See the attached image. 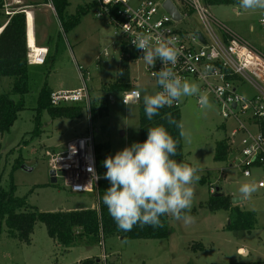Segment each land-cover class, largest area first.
<instances>
[{
	"label": "rangeland",
	"instance_id": "374dc122",
	"mask_svg": "<svg viewBox=\"0 0 264 264\" xmlns=\"http://www.w3.org/2000/svg\"><path fill=\"white\" fill-rule=\"evenodd\" d=\"M68 1V12L71 15L76 14L81 5L94 4V7L82 17L78 27L67 33L59 25L56 12L49 3L35 5L33 8L37 16L38 44L49 48V63L51 64V60L54 63L48 76L42 74L41 80L47 78L50 87L57 90L78 88L82 85L80 78L83 74L91 87V100L96 98L107 108L102 111V116L97 113V120L91 119L90 108L87 106L81 119H52L45 110L41 118V132L33 136L32 132L37 126L35 108L39 98L35 91L27 95V108L19 114L10 131L0 135V175L3 186L9 185L12 179L10 173L18 160H22L23 165L32 166L31 171L16 169L12 177L17 184V195L26 198L28 203L44 212L67 210L85 204L96 207L99 200V196L96 198L90 192L71 193L61 178L53 182L49 175V158L45 155L47 149H58L69 138H76L90 131H93L97 144H110L113 156L125 146L141 142L139 111L143 105L142 98L139 102L130 104V109L122 102L121 93L109 90L122 71L121 56L113 44V27L106 18L96 17V0ZM208 9L227 27L264 50V30L259 28V19L264 17V13L245 11L240 5L237 11L229 5H213ZM183 11L185 13L184 9ZM187 16L180 26L186 29L189 36L195 32L206 34L204 23L197 13H188ZM215 28L219 32L218 27ZM50 36L52 39L60 36L62 53L56 55L57 47H49ZM105 49H109V56L103 55ZM144 65L143 61L130 63L129 78L133 89L140 85L151 93L157 89L154 80L144 70ZM80 66H83L81 72ZM13 84L12 78H1L0 93L11 90ZM196 84L201 89L202 84ZM248 92L252 94L254 91ZM208 97L211 108L201 109L196 96L182 97L180 107L185 130L192 137L191 143L183 140L182 162L201 169V179L194 186L195 197L191 209V215L195 217L194 223L185 225L183 221L169 216L171 232L164 238L123 240L119 236H103L99 242L79 241L68 248L51 238L42 222L36 224L30 245L11 236L4 226L0 238V264H84L88 260H100L104 251L108 255L106 264H219L244 260H260L264 264V189L258 187L251 199L233 205L256 213L255 229L251 232L228 229L230 212H212L207 207L213 188L215 192L236 197L239 196L238 189L242 183L254 181L258 186V179L261 177V174H257L254 178H245L238 168L231 166V158L227 161L216 160L218 142L229 139L228 134L235 127V122L226 120L214 97ZM104 125L107 127L104 128ZM123 130L124 134L121 135ZM80 231V228L76 229L77 234H81ZM239 247H247L250 256L241 255Z\"/></svg>",
	"mask_w": 264,
	"mask_h": 264
},
{
	"label": "built area",
	"instance_id": "2783aa9c",
	"mask_svg": "<svg viewBox=\"0 0 264 264\" xmlns=\"http://www.w3.org/2000/svg\"><path fill=\"white\" fill-rule=\"evenodd\" d=\"M165 1L96 0V17L106 18L113 27V44L121 58H128L130 63L143 61V52L132 43L136 36L155 38L162 35L176 39L180 55L177 63L169 66L174 67L181 78L201 83V91L214 97L221 115L235 122V127L228 134L231 166L238 168L248 179L261 174L258 187L264 189V53L219 21L203 0H171L180 11L181 19L174 18L168 12ZM43 3L44 0H3L2 4L9 17L25 14L28 63L31 65H44L49 55L47 46L37 45L36 42L31 45L29 41L30 24L34 25L36 14L33 8ZM49 6L55 10L51 3ZM194 12L204 23L206 34L195 32L189 36L186 29L180 26L188 18L187 14ZM260 20L264 29V17ZM103 55L109 56V49H105ZM161 67L158 59L155 67L145 63L144 70L156 83L153 73ZM82 68L79 67L80 72ZM80 80L82 85L79 88L53 91L50 95L52 105L84 104L90 108L92 100L88 78L82 74ZM248 90L254 92L251 94ZM136 91L133 88L123 91L122 102L124 99L130 104L139 102L141 98L137 99L134 95ZM182 103L183 98L172 107L165 108L178 109ZM45 155L49 158V169L55 171L57 180L61 178L71 193L97 194L101 176L97 170L93 131L69 140L62 150L47 149ZM215 191L213 188L212 192ZM107 259L104 251L99 263L102 261L106 264Z\"/></svg>",
	"mask_w": 264,
	"mask_h": 264
},
{
	"label": "trees",
	"instance_id": "16d2710c",
	"mask_svg": "<svg viewBox=\"0 0 264 264\" xmlns=\"http://www.w3.org/2000/svg\"><path fill=\"white\" fill-rule=\"evenodd\" d=\"M51 3L55 8L56 17L59 25L65 33L72 31L81 23V19L93 7L94 4L86 5L79 8L78 12L71 15L68 12L70 3L68 0H44ZM208 7L213 5H237L239 0H203ZM3 0H0V29L4 28L0 35V79L12 78L13 87L7 92L0 93V135L8 133L12 126L17 122L19 114L27 108L26 97L28 94L36 91L38 93V105L35 108L37 115V126L32 134L35 136L41 132L43 123L42 115L46 110L52 119H81L84 116L83 104L64 105L61 107L53 106L50 101V95L53 89L50 87L47 78L41 80V75L45 73L46 77L51 71L54 63H49L51 56L48 55L44 65H31L28 63V45H27V26L25 14H15L9 17L5 14L2 7ZM61 34V33H60ZM54 38V37H53ZM58 38V39H57ZM55 39L49 37L48 45L51 48L57 47L56 55L62 53L63 44H60V36ZM52 39V41H51ZM52 42V43H51ZM50 54V50H49ZM121 69L123 76L110 87V92L122 93L131 90L132 85L129 80L130 61L128 58H121ZM50 64V65H49ZM33 68H37L33 70ZM39 68V69H38ZM107 106L100 104L99 100L92 98L91 101V119L97 120V113L102 116V111ZM171 113L177 121H182L180 108L168 109L163 108L160 115L153 117L149 121L144 112V105H141L139 111L141 142L146 140L148 132L147 127L154 124H163L168 128L170 134L179 141L177 146V156L174 157L178 161H183V139L179 136V129L174 125H169L163 117L166 113ZM107 125H104L106 128ZM230 140L225 139L218 142L216 148V160L227 161L231 158ZM111 154V146L105 142L97 144L96 157L98 174L102 177L99 182L97 194L99 200L96 207L88 205H80L67 210L58 211H41L37 206L31 205L26 198L17 195V184L12 177L16 169L22 168V160L17 161V165L10 173L11 181L8 186H3V178L0 175V238L3 228H8V233L18 238L25 244L30 245L32 242V233L38 222H42L47 233L64 247H72L79 241L85 243L99 242L102 235L106 237L119 236L124 239H155L167 237L171 230L169 229V216L161 217L164 226L153 228L150 225L140 227L135 225L130 231H122L117 227L116 222L109 215L106 205H104L102 197L104 191L110 186V182L104 179L106 168L103 166L104 159ZM205 182L204 180L202 181ZM78 206V205H77ZM207 207L212 212L225 210L230 212L227 228L231 230L243 229L248 232L253 231L256 225V213L254 211L241 210L238 206H233L231 195L221 194L220 191L213 193L207 203ZM80 228L81 234L76 233V229ZM99 260H88L84 264H98ZM257 262H238V263H219V264H262Z\"/></svg>",
	"mask_w": 264,
	"mask_h": 264
},
{
	"label": "clouds",
	"instance_id": "9594fccd",
	"mask_svg": "<svg viewBox=\"0 0 264 264\" xmlns=\"http://www.w3.org/2000/svg\"><path fill=\"white\" fill-rule=\"evenodd\" d=\"M239 5L245 11L264 13V0H239ZM132 43L143 52L142 59L148 66L155 67L158 59L162 63L161 69L153 73L158 90L149 93L137 85L134 93L137 99L142 97L149 121L160 115L161 109L172 107L182 97L196 96L201 109L212 107L208 95L201 92L198 84L181 78L174 67L169 66H174L180 55L175 38L138 35ZM119 75L123 76V72ZM124 103L130 107L127 99ZM163 118L179 129V136L186 143H191V134L185 130L182 121H177L170 112ZM147 132L143 142H133L103 161L104 179L110 186L104 191L102 200L109 215L122 231H130L137 224L163 227L161 217L164 216L183 221L185 225L194 223L191 209L194 186L201 179V169L174 158L179 141L163 124L151 125ZM257 190L254 181L244 182L239 186V197L251 199Z\"/></svg>",
	"mask_w": 264,
	"mask_h": 264
},
{
	"label": "water",
	"instance_id": "95a60500",
	"mask_svg": "<svg viewBox=\"0 0 264 264\" xmlns=\"http://www.w3.org/2000/svg\"><path fill=\"white\" fill-rule=\"evenodd\" d=\"M165 4V8L168 10V12L176 19H181L182 15L180 13V11L178 10L177 6L175 4H173L171 2V0H166L164 2ZM5 29V27L3 28V30ZM124 134V130L121 132V135ZM22 169L26 170V171H31L33 169L32 166H26V165H22ZM50 177L52 178L53 182H57V177H55V171L54 170H50L49 172ZM219 189V187H217V190ZM245 201L244 199H241L239 196L236 197H232V204L233 205H237L241 202Z\"/></svg>",
	"mask_w": 264,
	"mask_h": 264
},
{
	"label": "crops",
	"instance_id": "0c3cea01",
	"mask_svg": "<svg viewBox=\"0 0 264 264\" xmlns=\"http://www.w3.org/2000/svg\"><path fill=\"white\" fill-rule=\"evenodd\" d=\"M238 5L239 4H237V5H229V6H233V10L234 11H237L238 10ZM55 11V10H54ZM56 12V11H55ZM261 19V18H260ZM259 19V28L260 29H262V30H264L263 28H262V26H261V23H260V20ZM36 22H37V16H36V14H35V20H34V25L32 26V24H30L31 25V27L33 28L32 29V31H33V35H34V38H35V42H36V44L37 45H39L38 44V35H37V26H36ZM252 28H254L253 26H252ZM232 30V29H231ZM237 32V31H236ZM238 33V32H237ZM48 35V32H47V34H46V36ZM241 36V35H240ZM242 37V36H241ZM243 38V37H242ZM244 39V38H243ZM245 40V39H244ZM247 41V40H246ZM248 42V41H247ZM45 43V42H44ZM251 44V43H250ZM42 45H44V44H42ZM251 45H253V44H251ZM44 46H46V45H44ZM253 46H255V45H253ZM256 47V46H255ZM257 48V47H256ZM257 49H259V48H257ZM260 50V49H259ZM260 51H262L263 53H264V50H260ZM129 80H130V78H129ZM155 82V81H154ZM155 85H156V83H155ZM79 88V87H78ZM53 89V91L54 90H57V89H54V88H52ZM64 89H75V88H64ZM64 89H60V90H64ZM157 89V88H156ZM142 98V97H141ZM71 139H73V138H69L67 141H66V143L69 141V140H71ZM65 143V144H66ZM65 147V145H63V146H60V147H58V149L56 148V147H54L53 149H55V150H62L63 148ZM239 253H241V255H243V256H250V250L247 248V247H239ZM247 261V260H246ZM257 261H260V260H257ZM257 261H255V262H257ZM241 262H245V260L244 261H241Z\"/></svg>",
	"mask_w": 264,
	"mask_h": 264
},
{
	"label": "bare ground",
	"instance_id": "6f19581e",
	"mask_svg": "<svg viewBox=\"0 0 264 264\" xmlns=\"http://www.w3.org/2000/svg\"><path fill=\"white\" fill-rule=\"evenodd\" d=\"M31 26V25H30ZM33 26V25H32ZM32 27H31V30H30V35H29V41H30V44L33 45L35 43V38H34V35H33V31H32ZM3 32V28L0 29V35L1 33Z\"/></svg>",
	"mask_w": 264,
	"mask_h": 264
}]
</instances>
